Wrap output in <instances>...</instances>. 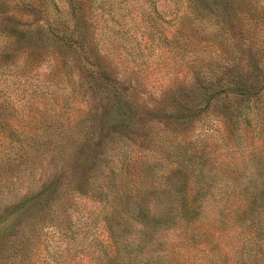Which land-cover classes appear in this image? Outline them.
I'll return each mask as SVG.
<instances>
[{"label": "rangeland", "instance_id": "rangeland-1", "mask_svg": "<svg viewBox=\"0 0 264 264\" xmlns=\"http://www.w3.org/2000/svg\"><path fill=\"white\" fill-rule=\"evenodd\" d=\"M220 1L0 0V264H264V0Z\"/></svg>", "mask_w": 264, "mask_h": 264}, {"label": "trees", "instance_id": "trees-1", "mask_svg": "<svg viewBox=\"0 0 264 264\" xmlns=\"http://www.w3.org/2000/svg\"><path fill=\"white\" fill-rule=\"evenodd\" d=\"M211 8H216V6L217 5H224V3L222 2L221 3V1L220 0H204ZM243 81V80H242ZM241 81V83H243L244 85H245V83L244 82H242ZM244 85H242V88H244ZM245 88H247V87H245ZM236 89H233L232 90V92H234ZM239 92L240 91H242L240 88H238L237 89ZM245 93L244 92H242L241 93V95H244ZM176 106H178V105H176ZM175 106V107H176ZM180 109V111H184L185 110V108H183V107H180L179 108ZM124 113H125V111H124ZM48 188V187H47ZM33 199H28L27 201H25L22 205H20V206H18V208L13 212V215L15 214V215H18V213L20 212V209L21 208H26L27 207V205L30 203V201H32ZM150 215V214H149ZM174 219H175V215L174 214H169L163 221H165V223H173L174 222ZM161 219H157V222H158V224H160V221ZM177 220V219H176ZM0 226L2 227V229H4V227H3V224H0Z\"/></svg>", "mask_w": 264, "mask_h": 264}]
</instances>
